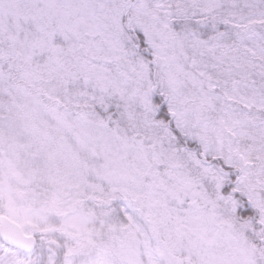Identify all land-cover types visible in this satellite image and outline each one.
I'll return each instance as SVG.
<instances>
[{
	"label": "snow or ice",
	"instance_id": "6c2138e0",
	"mask_svg": "<svg viewBox=\"0 0 264 264\" xmlns=\"http://www.w3.org/2000/svg\"><path fill=\"white\" fill-rule=\"evenodd\" d=\"M0 264H264V0H0Z\"/></svg>",
	"mask_w": 264,
	"mask_h": 264
}]
</instances>
